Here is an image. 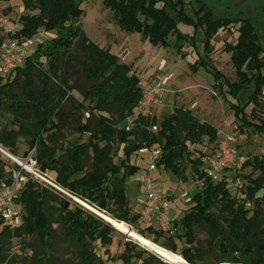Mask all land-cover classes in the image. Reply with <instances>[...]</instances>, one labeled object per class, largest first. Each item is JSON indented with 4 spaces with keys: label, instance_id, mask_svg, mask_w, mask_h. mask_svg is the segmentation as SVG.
Masks as SVG:
<instances>
[{
    "label": "trees",
    "instance_id": "obj_1",
    "mask_svg": "<svg viewBox=\"0 0 264 264\" xmlns=\"http://www.w3.org/2000/svg\"><path fill=\"white\" fill-rule=\"evenodd\" d=\"M22 2L23 28L16 37L30 39L40 30L58 32L67 26L69 30L66 38L50 50L47 48L41 55L39 49L13 77L0 79V117L9 113L18 127L0 131V147L16 156L18 139L25 138L30 151L35 150L40 171L54 173L58 187L131 226H136L140 218L132 213L126 194L128 180L140 171L139 166L132 164V158L158 148V168L186 182L184 166L185 162L190 163L202 187L190 199L178 224L182 229L180 235H168L151 226L136 228L139 235L146 239L154 237V244L179 255L187 264H209L210 259L217 264H264V155L243 162L242 172L249 173L242 174L243 183L236 186L245 196V202L240 203L227 181L234 168L225 169L221 180L213 183L204 172L206 154L197 149L204 139L217 147L219 130L183 106L175 107L161 123L137 115L136 109L144 97L139 77L130 65L121 64L109 50L92 43L80 25L74 27L84 16L79 0ZM195 2L200 7L193 16L187 14L185 0H104L103 4L116 15L122 32L140 34L154 46L168 47L169 37L175 36L179 43L189 39L195 47L202 44L203 51L208 53L220 31L235 28L237 42L228 44L225 51L231 54L238 82H228L217 70L208 71L226 104L230 103L228 97L239 100V94L252 86L245 107L233 103L230 107L240 130L248 128L264 136V112L256 108L264 97V51L254 26L248 19L214 18L211 10L199 0ZM184 28L192 29V35L185 33ZM40 56L46 59V69L37 59ZM200 68L209 69L204 59L196 61L191 71L196 74ZM73 77L89 84L82 96L94 104L97 126L92 129L88 122L84 123L80 133L89 134L88 141L69 146L58 155V149L47 143L44 134L55 128L52 120L68 90L79 89L77 84H70ZM250 105L254 108L248 116L246 109ZM119 150L123 158L115 163ZM11 168L0 154V185L11 183ZM17 202L23 213L21 226L12 230L0 219V263L14 240L25 244L26 239L35 238L38 245H32V250L38 264H55L45 257L58 241L73 250L77 264H105L96 245L104 255H109L108 248L119 234L111 225L33 179L28 180ZM196 227L207 232L204 243L197 240ZM162 238L165 241L159 243ZM176 240L183 245L181 249ZM112 259L121 264H166L133 241H126L122 253Z\"/></svg>",
    "mask_w": 264,
    "mask_h": 264
},
{
    "label": "rangeland",
    "instance_id": "obj_2",
    "mask_svg": "<svg viewBox=\"0 0 264 264\" xmlns=\"http://www.w3.org/2000/svg\"><path fill=\"white\" fill-rule=\"evenodd\" d=\"M195 1L185 0L186 4H188L186 11L189 16H193L195 11L200 7ZM199 1L212 11L214 18H229L232 20L242 18L250 20L264 51V0ZM79 2L81 3L80 8L84 11V16L80 21L75 22L74 27L80 25L92 43L109 50L117 57L124 51H128L127 58L123 56L122 59H119L120 63L132 67L133 72L140 79L144 93L148 94L151 90L156 89L155 101L151 103L149 108V117L155 118L157 122L161 123L164 117L171 113L175 107L183 106L191 110L200 120L214 125L219 130V144L222 142L228 144L231 149L235 150L236 154V166L234 167V171L229 174V190L234 197L238 198L240 203H244L245 196L236 186L243 183V179L240 177H242V174L247 175L249 170L242 172L241 166L250 157L264 155V136L263 134H256L248 128L240 130L235 113L230 105L233 103L245 107L248 101V93L253 92L252 86L239 94V100L228 97L230 103L226 104L220 96V91L215 88L214 78L208 71L217 70L228 82H238L236 69L231 62V54L225 51L228 44L234 45L237 42L238 34L235 28L229 31H220L211 43L212 51L208 53L203 51L202 44L199 43L195 47L189 39L179 43L175 36L169 37L168 47H160L144 41L140 34L130 35L122 32L117 24L116 15L106 9L103 4L104 0H79ZM6 5L9 7V13H12L17 18H20L24 13L22 0H10ZM68 30L69 26L64 31H53L48 35L45 31L40 30L38 37L33 38L35 41L33 49L39 45L36 48V52L40 49L42 55L47 48L50 50L57 41L65 39L68 35ZM183 30L188 35H192V29L184 28ZM40 41L43 42L42 45L39 44ZM262 56L264 57V53ZM37 59L43 63V67L46 69L45 57L40 56ZM202 59L207 62L209 69L200 68L194 74L191 71V66L196 61H201ZM73 83L77 84V87L83 93L79 89L68 90L67 98L63 101L52 120L51 125H54L55 128L44 134L47 143L58 149V155L62 154L63 149L69 146L88 141L89 134L80 133V128L84 123L88 122L92 129H95L97 126V114L92 110L94 104L88 98L82 96L89 89V84L82 78L76 77H73L70 82L71 85ZM16 92L20 95L19 91L16 90ZM259 104V108L261 109L256 108L263 113L264 97L259 99ZM252 107L254 108V105H250L246 109L248 116H250ZM138 113L139 111L136 110V114ZM261 115L260 117H262ZM258 122L254 121L253 123ZM14 123L12 115L7 112L2 113L0 117V131L18 130V127ZM229 138L232 139L230 143L228 142ZM214 148L215 146L208 142L207 139H204L202 145L197 146L198 150H202L207 155H211L215 150ZM154 150L143 151L132 158V164L140 167V171L127 182L126 194L133 214L139 213L141 210L140 205H142L146 198L144 182L150 176V166L155 164ZM27 153L31 154L32 151H30L29 144L25 138L21 137L17 142L16 157L24 159ZM122 158V153L119 150L114 158L115 163H119ZM8 163L11 162L8 161ZM184 168L187 177L186 182L162 168H157V171L152 175L156 180L155 188L166 196L167 200L171 201L172 210L170 217L176 221L177 228L174 231V235L182 233V229H179L178 224L190 206V199L202 187V184L196 180L191 164L185 162ZM54 178V173L47 172L40 179H37V181L58 191L66 198L73 200L70 194L56 185ZM76 204L84 208L82 206L84 205L83 203H81L82 205L80 203ZM247 207L253 209L251 203H247ZM131 227L135 231L145 228L140 224ZM195 232L198 241L204 243L208 239L207 232L202 228L196 227ZM148 239L152 242L154 237H149ZM26 240L25 244H21L19 240H14L12 247L6 251L0 264H38L33 257L34 251L32 250V247H34L32 245H38L37 240L35 238H28ZM126 241L133 240L122 233L116 234L112 245L108 248L109 255H104L100 247L96 245L97 252L99 255H103L105 264H121L112 258L118 257L122 253L123 244ZM164 241V238H162L159 240V243H163ZM176 243L180 249L183 247L179 240H176ZM47 253H50V251ZM46 258L54 261L55 264L78 263L73 250L63 241L55 243L51 253ZM209 264L217 263L215 260L210 259Z\"/></svg>",
    "mask_w": 264,
    "mask_h": 264
},
{
    "label": "built area",
    "instance_id": "obj_3",
    "mask_svg": "<svg viewBox=\"0 0 264 264\" xmlns=\"http://www.w3.org/2000/svg\"><path fill=\"white\" fill-rule=\"evenodd\" d=\"M6 4L7 1L0 0V79L4 81L13 77L18 69L23 68L26 61L35 54L36 48L39 46L37 45L33 49L35 46L33 38L16 37L23 28V25L20 23V18L9 13V7ZM35 37H38V35ZM39 44L42 45L43 42L40 41ZM128 54V51H124L118 58L122 59L123 56L127 58ZM155 93L156 89L151 90L148 94L144 93V97L136 109L142 117L149 116V108L151 103L155 101ZM228 142H232V139L229 138ZM218 145L214 148L215 150L211 155L206 154V157L203 158L204 172L213 183L221 180L225 169L236 166L235 150L231 149L224 142ZM0 154L3 158H7L4 160L11 162L9 164L12 167L10 169L11 183L3 182L0 185V219L4 222L5 226L14 230L22 224L23 213L17 201L24 186L29 179L37 180L44 174L40 171L39 164L35 159V150L24 159H19L7 153L1 147ZM153 155L157 159L160 155V149L154 150ZM156 159L155 164L149 168L150 176L144 182L146 198L142 205H140L141 210L137 213L140 217L138 224L144 227L151 226L168 235H174V231L177 228L170 217L172 210L171 201L167 200V197L155 188L156 180L152 176L158 168L156 166ZM227 181L229 182L230 180L227 179Z\"/></svg>",
    "mask_w": 264,
    "mask_h": 264
},
{
    "label": "water",
    "instance_id": "obj_4",
    "mask_svg": "<svg viewBox=\"0 0 264 264\" xmlns=\"http://www.w3.org/2000/svg\"><path fill=\"white\" fill-rule=\"evenodd\" d=\"M60 192H61V190H60ZM71 198H72L73 201L76 202V203H80V204L83 203L84 205H82V204H81V205L84 206L85 209H87V210L90 211L91 213L95 214L96 216H98V217L101 218L102 220L111 217V216L108 215L106 212L100 211L99 209L95 208L93 205H91V204L88 203V202L82 201L81 199L75 198V197H73V196H71ZM85 206H86V207H85ZM103 218H104V219H103ZM115 221H116V223L126 224V223H124V222H120V221H117V220H115ZM107 224L111 225L110 223H107ZM126 225H128V224H126ZM111 226H112L115 230H117L119 233H122V234H124L125 236H127L129 239L133 240L136 244L140 245L142 248H144V249L150 251L151 253H153L154 255H156L159 259H161V260H162L163 262H165L166 264H173L169 259H167V258L164 257L163 255H161V253H159L158 251H155V250H153V249H150L149 247H146L145 245H143V244L141 243V241H140L139 239L134 238L133 235H132L133 228L128 229V230L126 231V233H123L122 231H120L119 229H117L114 225H111ZM130 227H131V226H130ZM135 233H136L137 235H139V233H138L137 231H136ZM139 236H140V235H139ZM142 238H143V237H142ZM161 248H162V247H161ZM162 249L165 250V251H168V252L172 253L171 251H169V250H167V249H164V248H162ZM172 254H174V253H172ZM174 255H176V254H174Z\"/></svg>",
    "mask_w": 264,
    "mask_h": 264
},
{
    "label": "bare ground",
    "instance_id": "obj_5",
    "mask_svg": "<svg viewBox=\"0 0 264 264\" xmlns=\"http://www.w3.org/2000/svg\"><path fill=\"white\" fill-rule=\"evenodd\" d=\"M103 221H105L106 223H110L111 225H114L117 229H119L123 233H126V231L128 229L133 228V227H130L129 225H126V224L116 223L115 219H113L112 217L106 218ZM135 232L136 231L133 228L132 235L134 238L139 239L141 241V243L143 245H145L146 247H149L150 249L158 251L159 253H161V255H163L164 257L169 259L173 264H187V262L184 261L183 258L180 257L179 255H177V254L174 255L168 251L163 250L161 247L157 246L156 244L151 242L149 239L142 238V236L137 235Z\"/></svg>",
    "mask_w": 264,
    "mask_h": 264
}]
</instances>
